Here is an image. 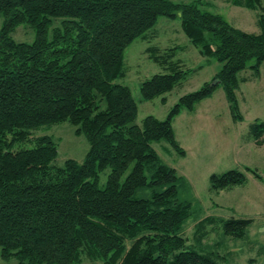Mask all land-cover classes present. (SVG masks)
Segmentation results:
<instances>
[{
	"label": "trees",
	"instance_id": "obj_1",
	"mask_svg": "<svg viewBox=\"0 0 264 264\" xmlns=\"http://www.w3.org/2000/svg\"><path fill=\"white\" fill-rule=\"evenodd\" d=\"M224 1L259 10V33L233 27L203 9L202 0H0V264H83V256L102 264L224 261L225 255L198 251L180 235L189 206L178 200L175 169L152 147L166 141L184 155L175 139L174 119L220 86L232 120L243 118L237 74L253 59L249 68L258 74L264 62V0ZM159 17L179 19L199 54L221 67L211 82L181 96L163 120L149 115L138 126L137 104L117 80L125 75L124 51ZM22 24L33 30L30 43L12 37ZM147 52L171 71L143 81L141 97H161L165 103L164 95L194 70L180 69L167 51ZM64 122L89 144L81 164L68 159L55 165L53 138L31 135ZM249 134L261 145L264 122L251 123ZM26 143L31 147L22 146ZM106 169V182L99 187ZM246 171L261 179L255 170ZM245 180L238 170L212 174L210 190H230ZM139 188L153 192L138 199L134 194ZM251 223L206 217L196 224L195 234L202 241L209 227L242 239Z\"/></svg>",
	"mask_w": 264,
	"mask_h": 264
},
{
	"label": "rangeland",
	"instance_id": "obj_2",
	"mask_svg": "<svg viewBox=\"0 0 264 264\" xmlns=\"http://www.w3.org/2000/svg\"><path fill=\"white\" fill-rule=\"evenodd\" d=\"M171 1L190 3L195 0ZM202 6L243 32L259 33V10L233 6L224 0H202ZM12 37L17 42L30 43L34 33L29 26L22 24L12 33ZM148 48L157 49L158 54L167 51L173 54L172 61L178 62L180 69L194 70L164 95L165 103L161 102V97L145 101L140 94L143 81L154 74L171 71L166 64L151 60ZM173 48L176 49L169 51ZM123 62L125 75L117 83L131 91L138 107V126L149 115L163 120L181 96L211 82L221 67L215 59H207L199 54L182 32L179 19L168 17H159L156 25L144 37L134 40L124 51ZM254 63V59L250 60L247 68L237 74L239 88L236 98L243 117L241 121L232 120L220 86L210 98L197 103L192 111L184 109L175 118L173 131L184 155L178 154L166 141L152 144L160 159L175 169L178 200L189 206V216L181 227L180 235L198 251H216L225 255L221 264H264V137L262 144L257 145L249 134L251 123L255 120L264 122V62L258 74L249 68ZM74 130L70 123L64 122L42 127L31 135L33 138L44 135L53 138L58 152L55 165L62 166L68 159L81 164L89 144L84 136L76 135ZM22 146L31 147V144ZM246 168L255 170L261 179H256ZM229 170L241 171L245 175V183L230 190L211 191L209 177ZM108 173L109 169L100 173L99 187L104 186ZM152 192L150 188H139L134 197L149 198ZM206 217L251 219L252 223L242 239H233L220 230L211 231L206 227V235L199 241L195 226ZM82 260L83 264H102L85 256Z\"/></svg>",
	"mask_w": 264,
	"mask_h": 264
},
{
	"label": "crops",
	"instance_id": "obj_3",
	"mask_svg": "<svg viewBox=\"0 0 264 264\" xmlns=\"http://www.w3.org/2000/svg\"><path fill=\"white\" fill-rule=\"evenodd\" d=\"M210 98V97H209ZM208 99V98H207ZM175 120V119H174ZM174 122V121H173ZM174 134H175V132H174ZM257 179V178H256ZM221 220H224V219H221Z\"/></svg>",
	"mask_w": 264,
	"mask_h": 264
}]
</instances>
